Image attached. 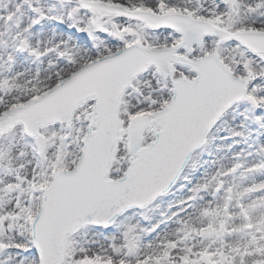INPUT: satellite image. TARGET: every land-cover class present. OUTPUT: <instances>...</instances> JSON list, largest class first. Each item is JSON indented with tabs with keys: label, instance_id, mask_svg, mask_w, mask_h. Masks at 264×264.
Here are the masks:
<instances>
[{
	"label": "snow or ice",
	"instance_id": "snow-or-ice-1",
	"mask_svg": "<svg viewBox=\"0 0 264 264\" xmlns=\"http://www.w3.org/2000/svg\"><path fill=\"white\" fill-rule=\"evenodd\" d=\"M0 264H264V0H0Z\"/></svg>",
	"mask_w": 264,
	"mask_h": 264
}]
</instances>
